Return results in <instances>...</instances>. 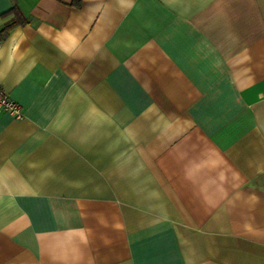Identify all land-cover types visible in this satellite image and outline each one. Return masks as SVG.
<instances>
[{"label": "crops", "instance_id": "0c3cea01", "mask_svg": "<svg viewBox=\"0 0 264 264\" xmlns=\"http://www.w3.org/2000/svg\"><path fill=\"white\" fill-rule=\"evenodd\" d=\"M0 264H264V0H0Z\"/></svg>", "mask_w": 264, "mask_h": 264}, {"label": "built area", "instance_id": "2783aa9c", "mask_svg": "<svg viewBox=\"0 0 264 264\" xmlns=\"http://www.w3.org/2000/svg\"><path fill=\"white\" fill-rule=\"evenodd\" d=\"M1 111H7L16 118H21L23 114L21 105L11 99L2 87H0V112Z\"/></svg>", "mask_w": 264, "mask_h": 264}, {"label": "trees", "instance_id": "16d2710c", "mask_svg": "<svg viewBox=\"0 0 264 264\" xmlns=\"http://www.w3.org/2000/svg\"><path fill=\"white\" fill-rule=\"evenodd\" d=\"M26 22L25 18L17 17L9 22H7L1 29H0V39L5 37L6 34L15 26L19 24H24Z\"/></svg>", "mask_w": 264, "mask_h": 264}]
</instances>
